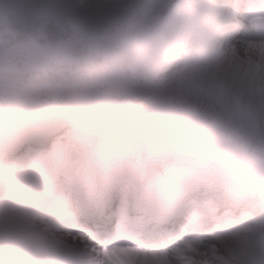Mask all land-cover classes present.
<instances>
[{
  "label": "snow or ice",
  "instance_id": "snow-or-ice-1",
  "mask_svg": "<svg viewBox=\"0 0 264 264\" xmlns=\"http://www.w3.org/2000/svg\"><path fill=\"white\" fill-rule=\"evenodd\" d=\"M146 39L169 67L155 138L168 203L81 205L18 101L0 114V264H264V0H174ZM194 207L188 223L186 210ZM198 226L197 230L191 229ZM99 233V238L97 236ZM125 234L127 241L105 242Z\"/></svg>",
  "mask_w": 264,
  "mask_h": 264
},
{
  "label": "rangeland",
  "instance_id": "rangeland-1",
  "mask_svg": "<svg viewBox=\"0 0 264 264\" xmlns=\"http://www.w3.org/2000/svg\"><path fill=\"white\" fill-rule=\"evenodd\" d=\"M149 1L152 6L158 3V0ZM12 6L11 4V10ZM48 6L47 15L40 13L35 15L36 18L35 16L30 18L28 13L19 11L17 18L9 20L6 16H2L3 9L0 3V58H4L0 63V114L8 111L5 101L14 99L26 111L35 112L57 105L65 106L74 113V116H82L83 112L77 110L80 103L87 101V98H91L92 102L98 101L99 98H106L108 100L101 103L104 118H107L111 112L115 113L117 120L114 121L113 133L122 131L127 134L129 127L127 129L121 127L134 125L135 117L123 101L126 95L135 105L141 102L147 103L156 116L155 124L157 125L158 118L161 117L165 94L171 95L172 85L171 79L159 81L152 77L150 80L145 75L143 63L147 62L148 68L154 69L158 67L159 59L148 51L142 54L138 52L140 48L137 49L140 38L154 28L153 20L156 16L152 11L145 12L150 20L144 24L134 19L135 14L131 12L120 22L122 24L118 23L119 25L111 29L112 33L125 32L134 22V29L131 30L130 35L123 38L124 40L120 43H108L93 41L96 39L95 33L90 34L87 39H77L76 34L82 31L73 20H68V17L73 14V3L69 4V7L63 10L62 16L58 18L54 17L53 10L58 8L59 0H49ZM94 8L95 4H90L80 14L84 18H89ZM140 9L144 10V7ZM161 15L160 11L157 17ZM90 38H92L91 41ZM31 41L47 46L64 43L71 48L53 57L12 50L18 43ZM136 68L139 69L138 72L135 71ZM119 82L128 86L129 92L116 88ZM133 90L141 93L149 92V94L135 97L131 94ZM72 95L76 96L71 98ZM114 100L120 102L113 108ZM47 116L38 115L37 118L48 121L50 116ZM61 118L73 120V117L69 116L65 110ZM145 118L139 115L137 121L139 124H135L137 128L142 127ZM83 135L82 131L81 136ZM53 137L54 135L49 136L40 146L48 145ZM157 144L159 145L158 142ZM61 154L62 152L59 151L57 156Z\"/></svg>",
  "mask_w": 264,
  "mask_h": 264
},
{
  "label": "bare ground",
  "instance_id": "bare-ground-1",
  "mask_svg": "<svg viewBox=\"0 0 264 264\" xmlns=\"http://www.w3.org/2000/svg\"><path fill=\"white\" fill-rule=\"evenodd\" d=\"M48 2L49 0H0L3 9L2 16H6L9 20L10 18H17L19 11L28 13L30 18H34L35 15L40 13L47 15L49 11ZM173 2L174 0H158V3L152 6L149 0H59V6L58 8H54L53 14L55 18L61 17L63 10L67 9L69 4L73 3V14L68 17V20H73L80 31H82L76 34L77 39H87L90 34L95 33L96 39L93 41L119 43L124 40L123 38L130 35L131 30L134 29L135 23L133 22L130 24L125 32L112 33L111 29L119 25L118 23L126 19L131 12L135 14L134 19H138L144 24L150 20L145 15L147 10H151L156 17L161 11V17H163L168 14L170 10L168 5ZM249 2L257 3L258 0H249ZM10 3L13 5L12 10ZM90 4H95V8L91 11L92 13H90L89 18L82 17L80 12L86 10L87 6ZM140 7H144V10H141ZM63 20L65 19L63 18ZM154 31L155 27L152 28L146 36L140 38L137 49L140 48L138 52L142 54L148 51L159 59L158 67L154 69H149L147 62L143 63L145 75L150 78V80H152L153 77L157 78L159 81H167L172 78L176 69L169 67L164 55L163 44L160 41L149 42L146 39V37ZM91 40L92 38H90V41ZM63 46L66 45L64 43H57L53 46H47L43 43L31 41L18 43L12 50L16 49L17 51H25L29 54L38 53L43 56L53 57ZM3 60L4 58H0V63ZM135 71L138 72L139 69L136 68ZM127 72L130 73L129 71ZM116 88L123 92H129V87L121 82L117 84ZM131 94L135 97H143L144 95H148L149 92L141 93L140 91L133 90ZM124 96V103L127 104L131 110L130 112L135 117L134 125L129 124V126L121 127L122 129H127L129 127V133L127 134L122 131L113 133L114 121L117 120V118H115L116 115H114L115 113L113 114V112H111L107 118H104V111L101 107V103L108 100L106 98H99L98 101L94 102L90 100L91 98H87V101L82 104L80 103L77 106V110L79 109L83 112L82 116H74V113L66 109L65 106L60 107L57 105L52 108H42L35 112L23 109L24 116L31 122L32 126L37 131H50V136L54 135V137L51 138L52 141L50 140L48 145H33V147H44L51 150V145L59 143L57 145V150L58 152H63L62 154L64 155L62 157L57 156L54 163L61 164L69 170L70 182L77 196L80 195L79 193L89 192L93 187V190L88 195L92 202H96L94 199H99L98 195L99 193L101 194V192H99L96 195L94 189L105 179V167H102L103 157H105V160L109 161L111 166L115 167L123 164L128 170L136 171L134 176L135 183L132 184L133 188L128 192L130 196H133V199L137 198L135 196V191L143 185L142 179H140L141 175L137 172L136 168H138L142 175L148 171L151 173L155 172L156 174L163 171L162 167L157 163L161 155V149L155 138L156 127L161 117L158 118L156 125V116L147 103L141 102L135 105L130 98H127L126 95ZM119 102V100H114L115 105L113 108L116 104H119ZM64 110L68 112L69 116L73 117L72 121L68 119H65V121L64 118H61ZM38 115H48L50 117L48 121H41L37 118ZM139 115L144 118L146 117L141 128H137L138 126H136L139 124L137 122L139 120ZM82 126H85L87 129L88 135L86 137H84V135L81 136ZM103 129L106 130L104 134L102 132ZM136 129L140 131L138 132ZM148 157L151 159V166L146 167L145 161ZM88 159L92 162L91 166L88 165ZM131 165H133V167ZM89 167L92 173L90 177L98 179L97 177L100 176L96 184L95 181H92L90 177L85 175ZM160 185L161 184L156 179L151 182L148 194H145L144 198L141 199L142 202H140L151 205L158 201H164L168 203V206L160 208L159 211L163 214H168L169 209L172 210L170 212H175L177 209L172 203V198L177 190H174L172 195L166 192L167 197H164L163 191L161 190L158 191L155 196L150 197L155 190H158L157 188ZM165 186H170V184ZM95 207H97L96 203ZM185 222L186 221H184V223ZM197 228L198 226H194L191 230L196 231Z\"/></svg>",
  "mask_w": 264,
  "mask_h": 264
},
{
  "label": "water",
  "instance_id": "water-1",
  "mask_svg": "<svg viewBox=\"0 0 264 264\" xmlns=\"http://www.w3.org/2000/svg\"><path fill=\"white\" fill-rule=\"evenodd\" d=\"M67 48H71V46H63V47H61V49L58 52H56L54 55L58 54L59 52L65 50ZM8 71H10V70H8ZM26 72H28V70Z\"/></svg>",
  "mask_w": 264,
  "mask_h": 264
}]
</instances>
